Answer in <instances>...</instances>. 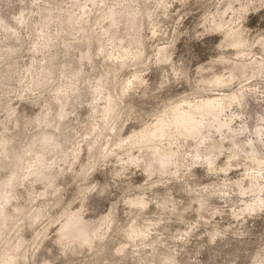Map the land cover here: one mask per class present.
Listing matches in <instances>:
<instances>
[{
    "label": "rangeland",
    "instance_id": "374dc122",
    "mask_svg": "<svg viewBox=\"0 0 264 264\" xmlns=\"http://www.w3.org/2000/svg\"><path fill=\"white\" fill-rule=\"evenodd\" d=\"M0 264H264V0H0Z\"/></svg>",
    "mask_w": 264,
    "mask_h": 264
},
{
    "label": "bare ground",
    "instance_id": "6f19581e",
    "mask_svg": "<svg viewBox=\"0 0 264 264\" xmlns=\"http://www.w3.org/2000/svg\"><path fill=\"white\" fill-rule=\"evenodd\" d=\"M211 99H213V98H211ZM218 99V98H217ZM219 103H221V102H219ZM200 108L201 107H203V108H205V107H214L215 106V100H204V101H202V102H200V104L198 105ZM206 108V109H207ZM216 108V107H215ZM221 108V107H220ZM213 110V109H212ZM218 110V109H217ZM221 110V109H220ZM201 111V110H200ZM220 112V111H219ZM172 120H173V118H172ZM173 122H176V123H178V127L177 128H179V126H184V125H186L185 126V128L186 127H189V129H190V131H191V133H193V134H196V135H198L199 134V132H200V130H201V127H202V125H203V122L199 119V120H196V119H194V117H192L191 116V114H190V112L188 113L187 111H184V110H180V109H178L177 111H176V116L174 117V120H173ZM180 124V125H179ZM180 128H182V127H180ZM184 128V127H183ZM185 128H184V130H185ZM164 130H165V128L163 127L162 129H161V132H164ZM188 129H186L185 131H187ZM165 133V132H164ZM163 160H165V159H163Z\"/></svg>",
    "mask_w": 264,
    "mask_h": 264
}]
</instances>
